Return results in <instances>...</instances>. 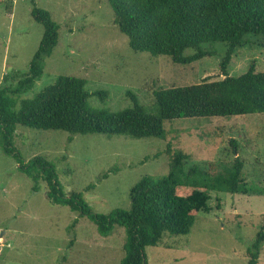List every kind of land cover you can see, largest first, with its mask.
Returning a JSON list of instances; mask_svg holds the SVG:
<instances>
[{"label": "rangeland", "instance_id": "obj_1", "mask_svg": "<svg viewBox=\"0 0 264 264\" xmlns=\"http://www.w3.org/2000/svg\"><path fill=\"white\" fill-rule=\"evenodd\" d=\"M29 3L0 0V88L15 85L27 74L40 44L43 27L32 20ZM35 4L58 25L59 39L45 59L42 77L21 99L34 97L59 76H69L85 79L89 93H107L104 100L90 97L92 107L111 112L129 108L132 101L126 92L130 91L155 115V90L224 79L222 44L206 45L204 50L211 55L178 65L167 57L134 53L114 25L106 0H35ZM252 64L256 72L264 73L261 38H246L227 73L239 77ZM163 129L164 139L136 140L18 127L12 143L23 160L40 156L52 163L64 192L81 194L96 214L128 210L130 190L142 177L165 176L167 144L189 156L186 168L198 165L208 170L213 164L220 170L236 157L230 145L234 141L250 183L264 185V114L165 121ZM18 167L0 151V264H120L122 228L101 237L86 217L52 205L41 181L33 192L32 181ZM209 196L207 210L198 213L188 235L165 236L158 246L146 249L148 264H247L246 251L264 230V196L215 191ZM258 264H264V245Z\"/></svg>", "mask_w": 264, "mask_h": 264}, {"label": "trees", "instance_id": "obj_2", "mask_svg": "<svg viewBox=\"0 0 264 264\" xmlns=\"http://www.w3.org/2000/svg\"><path fill=\"white\" fill-rule=\"evenodd\" d=\"M106 1L113 12L114 25L128 39L134 53H145L153 59L167 57L172 63L185 66L211 55L204 46L222 44L225 53L220 69L224 79L155 90V115L148 113L130 91L126 92L132 101L129 108L111 112L92 107L88 103L90 97L104 100L107 93H89L85 79L69 76H59L34 97L21 99L42 77L45 59L52 55L59 39V27L50 14L39 9L35 0H29L31 18L43 27V35L27 74L15 85L0 88V151L16 161L18 171L32 181L33 192L39 190L41 181L52 205L67 207L79 217H86L101 237L107 238L116 227L122 228L125 241L120 264H148L147 248L158 246L165 236L190 233L198 213L207 210L209 192L264 196L263 183L252 184L248 180L236 142L230 141L236 156L232 165L220 170L213 164L208 170L198 165L186 168L189 156L167 144V174L142 177L130 190V208L105 215L94 213L81 194L65 193L55 166L45 158L23 160L12 143L16 129L164 139L165 121L264 114V73L256 72L253 64L239 77L227 73L232 57L246 38L264 40V0ZM76 225L74 220L72 231ZM263 245L261 228L246 251L247 264H258Z\"/></svg>", "mask_w": 264, "mask_h": 264}]
</instances>
